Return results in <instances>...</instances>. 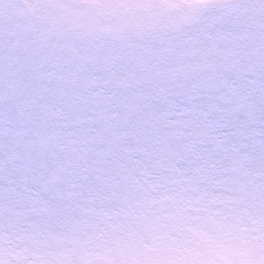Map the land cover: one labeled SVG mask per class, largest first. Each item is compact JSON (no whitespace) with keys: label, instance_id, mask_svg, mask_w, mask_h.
Listing matches in <instances>:
<instances>
[{"label":"snow or ice","instance_id":"obj_1","mask_svg":"<svg viewBox=\"0 0 264 264\" xmlns=\"http://www.w3.org/2000/svg\"><path fill=\"white\" fill-rule=\"evenodd\" d=\"M0 264H264V0H0Z\"/></svg>","mask_w":264,"mask_h":264}]
</instances>
